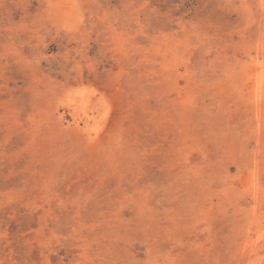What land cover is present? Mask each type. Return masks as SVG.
Returning <instances> with one entry per match:
<instances>
[{
	"label": "rangeland",
	"instance_id": "374dc122",
	"mask_svg": "<svg viewBox=\"0 0 264 264\" xmlns=\"http://www.w3.org/2000/svg\"><path fill=\"white\" fill-rule=\"evenodd\" d=\"M0 264H264V0H0Z\"/></svg>",
	"mask_w": 264,
	"mask_h": 264
}]
</instances>
